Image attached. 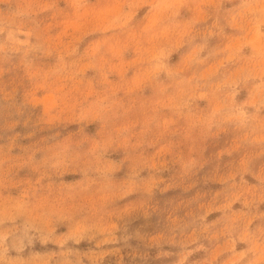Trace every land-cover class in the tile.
Here are the masks:
<instances>
[{
  "label": "rangeland",
  "instance_id": "374dc122",
  "mask_svg": "<svg viewBox=\"0 0 264 264\" xmlns=\"http://www.w3.org/2000/svg\"><path fill=\"white\" fill-rule=\"evenodd\" d=\"M0 264H264V0H0Z\"/></svg>",
  "mask_w": 264,
  "mask_h": 264
}]
</instances>
